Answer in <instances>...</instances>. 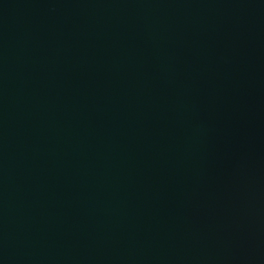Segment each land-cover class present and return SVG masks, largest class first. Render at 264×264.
I'll return each instance as SVG.
<instances>
[{
	"label": "water",
	"instance_id": "obj_1",
	"mask_svg": "<svg viewBox=\"0 0 264 264\" xmlns=\"http://www.w3.org/2000/svg\"><path fill=\"white\" fill-rule=\"evenodd\" d=\"M0 264H264V0H0Z\"/></svg>",
	"mask_w": 264,
	"mask_h": 264
}]
</instances>
